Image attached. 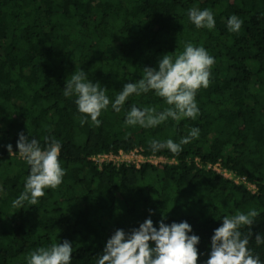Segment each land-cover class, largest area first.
<instances>
[{
    "label": "trees",
    "instance_id": "1",
    "mask_svg": "<svg viewBox=\"0 0 264 264\" xmlns=\"http://www.w3.org/2000/svg\"><path fill=\"white\" fill-rule=\"evenodd\" d=\"M193 7L211 10L215 28L197 29L187 16ZM231 15L243 21L238 32L227 30ZM187 42L215 58L209 86L196 94L195 120L126 126L132 104L167 106L149 92L130 96L120 112L109 105L98 126L81 125L75 97L63 95L67 79L83 69L114 99L143 67L157 66L163 54L175 55ZM193 126L199 137L178 154L154 153L172 163L99 167L91 160L119 149L151 154V139L178 142ZM20 132L42 147L45 137L59 140L65 175L37 205L25 202L19 209L12 201L29 174L16 152ZM195 157L219 160L256 191L197 166ZM250 208L259 215L249 246L264 260V245L254 241L264 234V0H0V264H25L31 251L65 239L73 246L71 264H95L117 228L130 231L149 216L156 224L162 214L166 223L192 225L204 253L199 264L219 218Z\"/></svg>",
    "mask_w": 264,
    "mask_h": 264
},
{
    "label": "clouds",
    "instance_id": "2",
    "mask_svg": "<svg viewBox=\"0 0 264 264\" xmlns=\"http://www.w3.org/2000/svg\"><path fill=\"white\" fill-rule=\"evenodd\" d=\"M189 21L197 28L212 30L215 28L214 13L205 8L193 7L187 11ZM243 21L236 15L226 20L229 32H238ZM215 58L203 45L187 42L183 50L175 55L163 54L157 66L143 67L142 76L135 82L123 83L114 99L106 95L100 82H92L83 69L73 72L63 87L65 97H75L74 103L80 115V124L90 121L100 125L102 111L111 109L120 112L125 102L133 94L139 96L153 92L162 98L166 107L157 110L154 107H139L132 104L125 111L124 124L142 128H155L168 120L180 121L182 118L195 120L200 109L196 101L197 91L207 88L210 83L211 69ZM198 127H191L187 135L179 141L172 138L151 139L149 148L153 153L167 149L173 154L182 151V146L199 137ZM45 146L23 132L16 141L19 157L29 168L23 190L12 201L13 206L23 208L25 202L37 205L46 189H55L62 182L65 169L59 159L61 142L55 138L45 137ZM7 149L12 152V145ZM150 213L152 210H149ZM259 212L250 208L246 212L237 210L233 215L219 218L222 223L213 229L208 246L207 258L199 264H264V260L250 247L251 226ZM166 217L154 224L151 216L133 227L130 231L117 228L106 240L103 250L97 255L95 264H198L197 245L200 236L192 230L186 220L165 222ZM158 225V226H157ZM247 227L248 231L242 232ZM257 246L264 245V234L255 236ZM73 246L67 240L53 242L31 251L25 257V264H71Z\"/></svg>",
    "mask_w": 264,
    "mask_h": 264
},
{
    "label": "built area",
    "instance_id": "3",
    "mask_svg": "<svg viewBox=\"0 0 264 264\" xmlns=\"http://www.w3.org/2000/svg\"><path fill=\"white\" fill-rule=\"evenodd\" d=\"M91 160L99 167L104 165H112V166H134L139 168L143 164L150 165H160L165 163L174 162L173 158H168L162 154H146L140 148H133L130 150H122L118 151H106V152H98L91 155ZM194 162L199 167H205L206 169H210L222 177L231 180L235 184H240L245 186V188L251 192L256 191V185L249 181L245 175L238 174L236 171L227 168L221 165V162H202L199 157L194 158Z\"/></svg>",
    "mask_w": 264,
    "mask_h": 264
}]
</instances>
